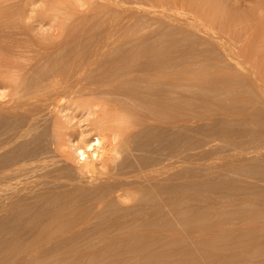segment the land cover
<instances>
[{"label": "rangeland", "instance_id": "obj_1", "mask_svg": "<svg viewBox=\"0 0 264 264\" xmlns=\"http://www.w3.org/2000/svg\"><path fill=\"white\" fill-rule=\"evenodd\" d=\"M119 1L130 8H145L154 15L144 12L138 14L143 24L135 30L139 36L142 34L141 39H124L125 42H121L123 39L119 42L110 40L111 45L102 51L98 50L102 43L100 45V40H97L105 32L101 24L104 26L111 20L116 10L102 6L105 0H100L102 3L96 0H0V264H264V0H178L180 3L173 0ZM97 28L99 37L95 35ZM57 43L68 46L62 53L68 51L66 55H74L70 58L79 59L77 62L80 64H85V59L98 63L91 72L79 79L80 86L85 85L89 77L91 80L100 79L102 72L104 77L102 65L118 55L128 53L127 65L122 71L138 72L135 74L137 77L149 69L143 68L145 62V66H150L159 60V64L155 61L158 69L160 65L163 66L162 61L170 56L164 65L177 75L173 78L175 83L166 84L165 88L170 89L168 98L167 90L163 87L165 98L174 102L170 106L173 109L164 114L168 117L170 113V118L173 113L174 121L171 122V118L169 122L167 117H162L164 123L155 124L159 122L151 120L142 125L145 128H138L133 124V116H121L118 113L121 120L118 119L114 114L116 111L111 109L113 114L110 113V105L97 98L100 96L92 95L91 92V95H86V92L57 101L51 107L56 110L48 108L47 113L44 110L39 115L41 118L35 120L37 126L34 123L35 126L30 127L32 132L25 128L28 134L26 131L22 134V137L26 134L23 140L18 136L17 139L11 138L10 134L17 128L20 131L24 121L27 120L24 126L28 124L27 118L13 114L14 111L17 114V110L12 108L16 106L15 103L26 100L22 98L18 101L19 96L27 94L30 97L27 101H35L42 93L49 91V82L39 87L37 84L43 81L40 72L49 69L56 61L42 62L39 64L41 68L38 65L32 68L38 62L35 50L52 48ZM133 46H144L142 48L149 51L141 49L135 53L132 51ZM162 53L167 57H162ZM238 53L243 55L240 60L234 58ZM171 58L175 61L172 62ZM120 65L118 63L113 67ZM71 66L67 68L73 71L75 68ZM67 68L64 70L69 71ZM228 73L234 78L229 79ZM206 77L207 81L204 80ZM225 78L229 83L224 82ZM23 82L31 86L28 92ZM130 85L128 82L123 87L124 92H131L133 85ZM151 85L154 90L160 88L157 84V88ZM32 86H37L38 90L29 89ZM146 86L142 80L138 91L141 87L147 92L151 87ZM30 90L35 97L37 95L35 99ZM106 96L114 98L113 95ZM123 96L115 98L120 97L117 100L131 113L133 108L129 109V104L134 107L133 104L136 106L137 103L138 106L139 102L127 96L126 100L132 101L124 103L126 95ZM145 108H136L137 111L132 113L140 115ZM123 109L120 113L127 112ZM105 122L110 127L113 124L115 127H126L131 123L133 129H139H135L134 135L129 130L132 127H127L125 129L131 131L130 134L126 132L127 136L123 132V136H120V139L124 137L125 140L134 135L131 137L134 143L129 149L120 146L121 157L115 160L118 165L125 163L128 170V166H132L130 168L134 170H130L134 172L142 165L145 168L147 163L149 167L158 164L160 167L163 160L165 164L168 161L172 164V179L166 181V176H162L158 182L155 181L158 183L157 188L162 182L165 187L173 186L170 189L177 195L174 194L170 201L172 209L166 207L170 210L163 215L162 211L167 212L165 207H153L154 210L162 211H159L161 214L155 221L146 219L149 227L145 221H140L142 216H146L144 212H148L140 210L143 213L141 215L136 207H131V195L138 196L145 203L150 202V197L153 200L156 196H162V199L167 196L168 192L165 191V196L164 190L155 191L156 188L148 187L150 182L147 185L144 182L147 187L143 186V181L140 185L139 182L135 183L141 188L137 192H107L105 196L102 195V199L107 195L108 202L98 207L90 200L92 197H85L87 194L92 196L93 191L92 194L91 191L85 194L84 188L82 191L85 195H74L75 185L84 179L78 171L80 163L75 158L74 146L81 142L79 136L93 137L105 126ZM109 122H112L111 125ZM53 127H59V131ZM119 131L122 130L116 133ZM16 132L13 137L17 135ZM38 160H42L41 163ZM102 164H98L101 168L94 173L99 181L107 176H104L107 172ZM134 165L136 168H133ZM40 170L45 172L40 173ZM61 176L65 177V181L58 178ZM87 199L90 201L87 202ZM61 212L62 219L57 220L56 215ZM137 225L155 229L156 232H153L154 235L151 233V237L145 233L130 240L132 228L136 229ZM145 238L149 240L144 241Z\"/></svg>", "mask_w": 264, "mask_h": 264}, {"label": "bare ground", "instance_id": "obj_2", "mask_svg": "<svg viewBox=\"0 0 264 264\" xmlns=\"http://www.w3.org/2000/svg\"><path fill=\"white\" fill-rule=\"evenodd\" d=\"M96 1H98V3L100 2V0H96ZM173 1H178V0H173ZM179 1H181V0H179ZM178 1V3H180ZM260 2V1H259ZM100 3H102V2H100ZM258 3V2H257ZM257 3H256V5H257ZM261 5V4H260ZM102 6H110V7H112L114 10V12H115V15H112V18L111 17H108V18H111V20L109 19V21L104 25V26H102L103 24H101V27H104L103 29H104V33H102L101 35H102V38H101V36H100V39H97V40H100L99 41V44L101 45V43H102V45H101V47H99L100 49H98V50H102L103 51V49L104 48H106L109 44H110V40H112V41H120L121 39H123V40H121V42H123L124 41V39L125 40H128V41H132V40H139V39H141V35L139 36L137 33H136V30L135 29H137V27L140 25V24H143V22H141V21H143V20H141L140 19V21H139V19H138V14H141V13H148V14H152V15H154V13L152 12V11H150V10H147V9H145V8H140V7H136V8H130V7H127V6H125L122 2H120L119 0H105V3H102ZM259 6V5H258ZM262 8V7H261ZM202 10V9H201ZM202 13V12H201ZM113 14V13H112ZM139 18H140V16H139ZM142 18V17H141ZM150 19H152V18H150ZM104 20V19H103ZM100 21H102V20H100ZM148 21V20H147ZM149 22H150V20H149ZM152 23V22H151ZM144 24H145V22H144ZM97 25V24H96ZM99 25V24H98ZM97 25V26H98ZM151 25V24H150ZM141 26V25H140ZM140 26H139V28H140ZM143 26V25H142ZM145 26V25H144ZM152 26V25H151ZM99 27H100V25H99ZM153 27V26H152ZM94 29V28H93ZM96 29V28H95ZM102 29V30H103ZM152 30L154 31V29L152 28ZM97 31H99L98 30V28H97V30H96V34L95 35H98L97 34ZM91 32V31H90ZM88 33V32H87ZM142 33V32H141ZM92 34V33H91ZM91 34H89V35H91ZM94 34V33H93ZM140 34V33H139ZM86 35H88V34H86ZM145 36V35H144ZM143 36V38H145ZM156 36V35H155ZM95 37V36H94ZM98 37H99V35H98ZM95 38H97V37H95ZM185 38V37H184ZM93 39V38H92ZM160 39V38H159ZM163 40V39H162ZM92 41V40H91ZM102 41V42H101ZM128 41H127V43H128ZM142 41V40H141ZM76 42V41H75ZM125 42V41H124ZM139 42V41H138ZM146 43V42H145ZM174 43V42H173ZM172 43V44H173ZM201 43V42H200ZM99 44H97V46L99 45ZM123 44V43H122ZM132 44V43H131ZM130 44V45H131ZM142 44V43H141ZM170 44V43H169ZM111 45V44H110ZM137 45V44H136ZM148 45V44H147ZM123 46H125V45H123ZM122 46V47H123ZM129 46V45H128ZM127 46V47H128ZM69 47H71V46H69ZM121 47V46H120ZM142 47H144V46H142ZM139 48L138 46H133V49H132V51L133 52H135V53H137V52H139L141 49H143V48ZM67 48H68V46H63L61 43H57L54 47H52V48H43V49H37V50H35V55H36V59H37V63L36 64H33L32 65V68L33 67H36V65H38L39 66V64H41L42 62H48V61H50V60H53V62H54V60L56 61V63H53V62H51V63H53V64H51V66H50V68L49 69H46V70H42L41 72H40V77H42L41 78V80H43L40 84H37V86L38 85H43V84H45V83H47V82H49L48 83V89H49V91H47V90H45V94H41L39 97H37V95H36V97H35V95L34 94H32L31 93V90L32 89H34V88H36L37 86H35V87H33V88H29V89H31L30 90V93L32 94V96L34 95V98L33 99H35V101H33V100H29V101H27V99H29L30 97H28L27 96V94L23 97V93L22 92H24V93H26V92H28L27 90H28V87H31L30 85H26L24 82H23V84H25V87H27L26 88V90H25V88H24V86H23V88H24V90L26 91H24L23 89V91L21 92L22 94L19 96V98H18V101H21V99L23 98H25L26 100H23L24 102H19V103H15V105L16 106H14V107H12V108H14V109H16L17 111V114L15 113V111L13 112V114H15L17 117H20V116H23V117H25V118H27L28 119V124H26V126H24V124L27 122V120L26 121H22L24 124L22 125L23 127L21 128V130L20 131H18V128H17V130H14L13 131V133H12V135L14 134L15 135V132H16V136H12L11 134H10V136H11V138H16L17 139V136L19 137V139L22 137V134H24V132L26 131V127L28 128V130L30 129V127L31 126H37V124H36V122H35V120L37 119V118H41L39 115L45 110L46 111V113H47V110L46 109H51V110H53V109H55V108H51L52 106L54 107L55 106V104L57 103V101H61V100H65L66 98H68L69 96L71 97V96H78V95H83V94H85L86 92H87V94L86 95H88V93H89V95H98V96H100V97H97L99 100H102L104 103H107V105L109 106L108 107V111H111L110 113H112V110L111 109H113V111L115 110L116 111V113L118 114H120L121 116L122 115H124V114H126V115H130L129 117H131L132 118V116L134 117V122H133V124H135V126H141V127H144V126H142V125H144L145 124V122L147 121V122H149V121H151V120H155V122L157 121V122H159V123H155V124H160V122L161 123H164L165 122V119H163L164 117L166 118L167 116V114H168V110L170 111V110H172L173 109V107H171L170 108V106H172L173 104L172 103H174V102H170L171 101V99L169 98L168 100L165 98V90H163V87H164V89H166L165 87H167V85L166 84H169V85H171L172 83H175V81L173 82V78L177 75L174 71H171L170 70V68H168V67H166L164 64L166 63V60H168L169 59V57L170 56H168L165 52V54L168 56V58L167 59H165V61H162L164 64H162L163 66L161 67V65L158 67V69L155 67V61L157 62V61H159V60H155L154 61V63H152V59H151V62L150 63H152L150 66L149 65H147V66H145L147 63L145 62L143 65V68H145V67H149V69L146 71V73H145V70L143 71L144 72V74H142V76H136L135 74H137L138 72H126L125 70L124 71H122V69L124 68V67H126L125 65H127L126 63H127V60H128V53H126V54H122V55H118V57H116V58H113V59H111V60H108L107 62H105V60L103 61V62H105L103 65L105 66H103L102 65V68H103V71H104V77L102 76V74H103V72H102V74L100 75L101 76V78L100 79H96V78H94V80H91L90 79V77L89 78H87L89 81L85 84V85H83V86H80V82H79V79L83 76V75H85V74H87L89 71L91 72V70H92V68H93V66L95 65V64H98V63H96V62H94V61H91V62H88L86 59V61L84 60L83 61V63L85 62V64H80L79 62H77V60L79 61V59H77V60H75V59H73V57H72V59L70 58L71 56H74V55H70V57L68 56L70 53H68L67 55H66V52H68V51H65L64 53H62L65 49L67 50ZM72 48V47H71ZM108 48V47H107ZM171 48V47H170ZM196 48V47H195ZM122 49V48H121ZM129 49H131V48H129ZM69 50V52H70V49H68ZM72 50V49H71ZM105 50V49H104ZM108 50V49H107ZM143 50H146V49H143ZM230 50V49H229ZM101 51V52H102ZM121 51V50H120ZM142 51V50H141ZM147 52L149 51V50H146ZM146 51H143V52H146ZM186 51V50H185ZM73 52V51H72ZM78 52V51H77ZM124 52V51H123ZM126 52V51H125ZM124 52V53H125ZM128 52V51H127ZM131 51H129V53H130ZM152 52V51H151ZM156 52V51H155ZM79 53V52H78ZM74 54V53H73ZM90 54V53H89ZM103 54V53H102ZM105 54V53H104ZM118 54V53H117ZM131 54V53H130ZM133 54V53H132ZM163 54V53H162ZM165 54H163V56L162 57H167ZM221 54H222V52H221ZM34 55V56H35ZM88 55V54H87ZM98 55V54H97ZM154 55V54H153ZM165 55V56H164ZM170 55V54H169ZM234 55V54H233ZM236 56H234V58H236L237 57V59H239L240 60V58L242 59V56L243 55H241V53H238V54H235ZM66 56H68L67 58H65ZM85 56V55H84ZM112 56V55H111ZM116 56V55H115ZM152 56V55H151ZM155 56V55H154ZM159 57H161V53H159V55H158ZM182 56V55H181ZM216 56V55H215ZM91 57V56H90ZM100 57V56H99ZM173 57V56H172ZM75 58H77L76 57V55H75ZM108 58V57H107ZM154 58V57H153ZM69 59V60H68ZM82 59V58H81ZM109 59V58H108ZM155 59H157V57L155 58ZM162 59V58H161ZM164 59V58H163ZM171 59H173V58H171ZM177 59V58H176ZM204 59V58H203ZM202 59V60H203ZM218 59V58H217ZM66 60H68L67 62H66ZM130 60V59H129ZM148 60V59H147ZM150 60V59H149ZM148 60V61H149ZM170 60V59H169ZM236 60V59H235ZM239 60H237V61H239ZM97 61V60H96ZM147 61V62H148ZM173 61H175L174 59L172 60V62ZM222 61V60H221ZM236 61V62H237ZM242 61V60H241ZM97 62H100V61H97ZM123 62V63H122ZM130 62V61H129ZM168 62H170L171 63V61H168ZM177 62V61H176ZM244 62V61H243ZM79 63V64H78ZM118 63H121L122 65H120L119 67H121V68H119V67H113V66H115L116 64H118ZM158 64H159V62H157ZM170 63H167V64H170ZM179 63V62H178ZM43 64V63H42ZM45 64V63H44ZM157 64V65H158ZM160 64H161V62H160ZM176 64V63H175ZM174 64V65H175ZM70 65H72L74 68V70L72 71L71 69L72 68H67V66H70ZM191 65V64H190ZM38 66H37V68H38ZM71 66V67H72ZM101 66V65H100ZM140 66V65H139ZM165 66V67H164ZM220 66V65H219ZM240 66V65H239ZM40 67V66H39ZM80 67V68H79ZM128 67H129V65H128ZM155 67V68H154ZM170 67V66H169ZM36 68V70H40V69H37ZM41 68V67H40ZM64 68H67L69 71H67V70H64ZM76 68H78V69H76ZM97 68V67H96ZM101 68V69H102ZM172 68V67H171ZM44 69V68H43ZM99 69V68H98ZM136 69H138V68H136ZM156 69V71H154V70ZM173 69V68H172ZM35 70V69H34ZM35 70V71H36ZM32 71V70H31ZM98 71V70H97ZM179 71V70H178ZM181 71V70H180ZM183 71V70H182ZM39 72V71H38ZM100 72V71H99ZM142 72V73H143ZM196 73V72H195ZM229 73H231V72H229ZM228 73V75H229V77H230V74ZM227 74V73H226ZM232 74V73H231ZM239 74V73H238ZM98 75V74H97ZM96 75V76H97ZM175 75V76H174ZM227 75V76H228ZM235 75V74H234ZM240 75V74H239ZM179 76V75H178ZM184 76V75H183ZM187 76V75H186ZM192 76V75H191ZM245 76V75H244ZM188 77H189V75H188ZM224 77V76H223ZM235 77H236V75H235ZM240 77V76H239ZM189 78H191V77H189ZM197 78V77H196ZM201 78V77H200ZM232 78V76L229 78V79H231ZM234 78V77H233ZM232 78V79H233ZM130 79H132V80H130ZM138 79V80H137ZM202 79V78H201ZM226 79V78H225ZM243 79V78H242ZM37 80V79H36ZM35 80V81H36ZM38 80H40V78L38 79ZM40 80V81H41ZM134 80H136V82H134ZM140 80H141V82H140ZM142 80H143V82L144 83H146V88L148 87V86H150L151 84H153V86L154 87H156V84H157V87L158 86H160V88L159 89H157V90H154L151 86V88L149 89V90H147V92L148 93H150V95L146 92V91H144V90H146V89H144L143 90V88H144V86L143 85H141V86H143V88L141 89V87H140V90L142 91V93H140V90L138 91V89H139V85H140V83H142ZM180 80V79H179ZM200 80V79H199ZM203 80V79H202ZM205 81H207L208 79H207V77H206V79H204ZM146 81H148V82H150V83H148V82H146ZM181 82H182V80H180ZM204 81V82H205ZM224 80H222V82H223ZM228 80L226 79V81H224V82H227ZM130 83L131 85L130 86H132L133 85V87H132V89H130L131 90V92H129L128 90V93H127V91H125L124 92V86L126 87V84L127 83ZM134 82V83H133ZM137 82H140L139 84L137 83ZM183 82H185V81H183ZM203 82V81H202ZM224 82H223V85H224ZM28 83H30V81L28 82ZM186 83H188V82H186ZM210 83H213V81H211ZM228 83H229V81H228ZM34 84V83H33ZM36 84V83H35ZM134 84H137L138 85V88H137V85L136 86H134ZM150 84V85H149ZM158 84H161V85H158ZM177 84V83H176ZM206 84V83H205ZM204 84V85H205ZM207 84H208V82H207ZM206 84V85H207ZM214 84V83H213ZM218 84H221V82L220 83H218ZM257 84V83H256ZM32 85V84H31ZM164 85V86H163ZM166 85V86H165ZM182 85H184V84H182ZM186 85V84H185ZM189 85V84H188ZM45 86V85H44ZM161 86H162V88H161ZM203 86V85H202ZM229 86V85H228ZM39 87V86H38ZM156 87V88H157ZM174 87V86H173ZM224 88L226 87V83H225V86H223ZM245 87V86H244ZM137 90H136V89ZM170 88V87H169ZM41 89V88H40ZM173 89V88H172ZM36 90H38V88H36ZM35 90V91H36ZM167 90V89H166ZM209 90V89H208ZM216 90V89H215ZM214 90V91H215ZM33 91V90H32ZM42 92V91H41ZM90 92H91V94H90ZM168 92L170 93V89L169 90H167V93H166V96H167V98L169 97L167 94H168ZM189 92V91H188ZM209 92V91H208ZM145 93H147V94H145V95H148V97H146L144 94ZM207 93V92H206ZM211 93H213V92H211ZM242 93H244V92H242ZM124 94V96L123 97H125V95H126V97H125V101L124 100H122V98H121V100L120 101H124V103L126 102V101H128L129 100V102H131L132 100H130V99H128V100H126V98H128L127 96H129V97H131V98H135L136 99V101H138L139 102V104H138V106H137V103H136V106H135V104H133L134 105V107L133 106H131V104H129V105H127V106H129V109L131 108H133V110H131V113L134 111H137V110H135L136 108L137 109H139L140 107H141V109L143 108L144 109V106L146 107L145 108V110L144 111H142L143 113L142 114H140V115H134L133 113L131 114L130 113V110H129V112L127 111V109L125 110V107H123L122 106V103L121 102H119L118 100L120 99V97L119 98H115V96L116 97H118V95H123ZM145 96H143V95ZM209 94V93H208ZM106 95H113L114 96V98L111 96V97H107ZM172 95V94H171ZM106 96V97H105ZM26 97H28V98H26ZM95 97V96H94ZM111 98H113V99H111ZM218 98V97H217ZM79 99V98H78ZM215 99H216V97H215ZM229 99V98H228ZM17 101V102H18ZM83 101V100H82ZM173 101V100H172ZM179 101V100H178ZM63 102V101H62ZM134 102V101H133ZM135 103V102H134ZM180 103V102H179ZM141 104H146V105H142L141 106ZM172 104V105H171ZM61 105V104H60ZM123 105H125V104H123ZM149 105H151V106H149ZM181 106V105H180ZM231 107V106H230ZM59 108H61V107H59ZM109 108H110V110H109ZM124 108V109H123ZM170 108V109H169ZM179 108V107H178ZM225 108V107H224ZM237 108V107H236ZM48 109V110H49ZM107 109V108H106ZM120 109H121V111H120ZM122 109H123V111L125 110V111H127V112H124V113H120V112H122ZM223 109V108H222ZM233 109V108H232ZM50 110V111H51ZM56 110V109H55ZM58 110V109H57ZM117 110H118V112H117ZM175 110V109H174ZM179 110V109H178ZM226 110V109H225ZM60 111V110H59ZM141 111V110H140ZM139 111V112H140ZM182 111V110H181ZM227 111V110H226ZM229 111H231V110H229ZM235 111H237V110H235ZM240 111V110H239ZM238 111V112H239ZM52 112V111H51ZM50 112V113H51ZM164 112L165 113H167L166 115L164 114ZM188 112V111H187ZM232 112H234L233 110H232ZM55 113H56V111H55ZM57 113H58V111H57ZM56 113V114H57ZM116 113L114 112V114H115V116L118 118V119H120V115L118 114V115H116ZM229 113V112H228ZM240 113H242V112H240ZM240 113L238 114V115H240ZM2 114V113H1ZM51 114H53V113H51ZM113 114V113H112ZM138 114V113H137ZM172 115H173V113H171ZM183 114V113H182ZM165 115V116H164ZM169 115H170V113H169ZM169 115H168V119H169V122H170V119H171V122H172V120H173V118L175 117H172V115H171V117L169 118ZM233 115V114H232ZM235 115H237V114H235ZM234 115V116H235ZM42 116V115H41ZM45 115H43L42 117H44ZM109 116V115H108ZM115 116H113V117H115ZM177 116V115H176ZM231 116V115H230ZM53 117V116H52ZM107 117V116H106ZM127 117V116H126ZM126 117H124V118H126ZM163 117V118H162ZM108 118V117H107ZM109 118L111 119V117L109 116ZM109 118H108V121H109ZM121 118H123V117H121ZM46 119V118H45ZM114 118H112V120H113ZM176 119H177V117H176ZM40 120V119H39ZM107 120V119H106ZM116 120V119H115ZM121 120V119H120ZM124 120V119H123ZM41 121V120H40ZM39 121V122H40ZM174 121V120H173ZM185 121V120H184ZM113 122V121H112ZM111 122V123H112ZM152 122V121H151ZM34 123H35V125H34ZM40 123H42V122H40ZM106 123L107 122H105V126L104 127H101L100 129H99V131H98V133H96L93 137H87L86 136V138L84 137L85 135H81V133L79 134V135H81V136H79L80 138H78L80 141V143H78V145H76V144H74V145H76V146H74V150H73V152H74V154L76 155V157L75 158H77L78 159V162L80 163V170H78L79 171V174H81L82 173V175H81V178L82 177H84V179H78L79 180V182H78V185H75V187H76V189L74 190L72 187H71V190L73 189V191H74V195H79V194H82V195H85L86 194V192H90L91 191V194H92V191H93V194H92V196L90 195V194H87V196H85V197H92V198H90V200L92 201V202H94L93 204H97V206L96 207H98V206H103V204H104V202H108V198H106L107 197V195H106V197H104V199H102V195L104 194V196H105V194L107 193V192H109V193H111L112 194V192L113 193H119V191H121V190H123L124 192H128V190H133L134 192L136 191L137 192V189H141L140 187H139V185L141 184L140 182L141 181H143L142 182V184H143V186L144 187H150V188H156V190L155 189H152V191H158V190H164V192L166 191V192H168L167 193V196H166V192L164 193L165 194V196L166 197H164L163 199L161 198H157V196L155 197V199H153V200H151L152 198L150 197V202H142L141 201V198H139L138 196H136V195H131L130 197H131V201H132V206L131 207H136V210L137 211H139L140 212V210H142V211H147L148 212V214L146 213V212H144V215H146L144 218H143V216H142V218L140 219V221L142 220L143 222L142 223H144V221L146 222V219L147 220H149L150 221V219H153L154 221H155V218H158L159 216H160V214H161V212L159 213V211L161 210L162 211V209H158V211L156 210H154V208L155 207H157V208H159V207H161L162 208V206H163V209H164V207H165V210L167 209L166 207H170V209H172L171 208V204L172 203H170V201H171V199H173V197H174V194H176V193H173V191L171 190V189H173L172 187V185L171 186H167L166 185V187L165 186H163V182L162 183H160L159 184V187L157 188V184L158 183H155V181L156 182H158V179H161V177L162 176H166L165 177V179H166V181H168V180H171L172 178V175H170L171 174V165L172 164H170L171 162L170 161H168V162H170V163H168L167 162V164H165L166 162L163 160V164L162 163H160V164H162V166H160L159 167V164L156 166V167H149L148 165H149V163H147L146 165L148 166H146L145 168H143L144 167V165H142V168H140V169H138V167H137V171H134V172H131V170H134V169H131L132 168V166H128L129 167V170H130V172H129V170L128 169H126V167L127 166H125V165H127V164H125V163H121V165H118V162H116L117 160H119V159H117V158H119V157H121V154H119V152L120 151H122V150H119V148L121 149V147L123 148H127V149H129V148H132L131 146H133V139L131 138V137H133L134 135H135V132H136V130H139V129H137V127H135V129H133L134 127H133V124L131 125V123H130V125H127L126 127H124L123 125V127L122 126H120V125H116V127L114 126L115 124H113L112 125V127H110L109 125L108 126H106ZM111 123L109 122V124L111 125ZM150 123V122H149ZM39 124V123H38ZM44 124V123H43ZM58 124V123H57ZM154 124V125H155ZM165 124H167V122L165 123ZM165 124H164V126H165ZM103 125V124H102ZM161 125H163V124H161ZM161 125H159V126H161ZM54 126V125H53ZM120 126V127H119ZM147 126H149V125H147ZM150 126H152V124H150ZM149 126V127H150ZM14 127V126H13ZM21 127V126H20ZM105 127H107V128H105ZM109 127V128H108ZM114 127V128H113ZM127 127H128V129L129 128H131V129H129V130H132V134H133V132H134V135L133 136H131V137H129L128 139H126L125 138V140H123L124 139V137H123V139H120V136L122 137L123 136V132H125V134H126V132H127V134H130V132L131 131H126V129H127ZM141 127H138V128H141ZM153 127V126H152ZM155 127V126H154ZM158 127V126H157ZM54 129H56V130H58L59 131V129H57V128H59V127H53ZM99 128V127H98ZM113 128V129H112ZM126 128V129H125ZM145 128V127H144ZM156 128V127H155ZM160 128V127H159ZM158 128V129H159ZM164 128V127H163ZM34 129V128H33ZM31 130V131H30ZM29 131L30 132H32V128L30 129ZM53 130V129H52ZM118 130H122L121 132L119 131L118 133H116V131H118ZM147 130V129H146ZM55 131V130H54ZM18 132H19V135H18ZM27 132V131H26ZM30 132H29V135H30ZM138 132V131H137ZM147 132V131H146ZM27 134H28V132H27ZM120 134V135H119ZM126 134V135H127ZM40 135V134H39ZM57 135H58V132H57ZM119 135V136H118ZM54 136V135H53ZM56 136V135H55ZM54 136V137H55ZM89 136V135H88ZM128 136V135H127ZM26 137V134H25V136L24 137H22V140H23V138H25ZM118 137H119V139L121 140H119L118 139ZM57 138V137H56ZM59 138H60V136H59ZM62 138V137H61ZM77 139V140H78ZM4 140V139H3ZM6 140V139H5ZM21 140V139H20ZM19 140V141H20ZM53 140V139H52ZM58 140V139H57ZM123 140V141H122ZM6 141H8V137H7V140ZM5 141V142H6ZM135 141V140H134ZM10 142V141H9ZM13 142V141H12ZM16 142V141H15ZM11 143V142H10ZM14 143V142H13ZM59 143V142H58ZM82 143V144H81ZM9 144V143H8ZM138 144H139V142H138ZM3 145V144H2ZM62 146H63V144H61ZM65 145V144H64ZM148 145V144H147ZM21 146V145H20ZM121 146V147H120ZM66 147H67V145H66ZM71 147V146H70ZM21 148V147H20ZM69 148V147H68ZM140 148V147H139ZM65 149V148H64ZM63 149V150H64ZM143 149V148H142ZM124 150H126V149H124ZM134 150V149H133ZM3 152V151H2ZM126 152V151H125ZM21 153V152H20ZM60 153V152H59ZM70 153V152H69ZM121 153V152H120ZM119 154V155H118ZM41 155H43V154H41ZM10 156V155H9ZM40 156V155H39ZM45 156V155H44ZM119 156V157H118ZM72 157H73V155H72ZM143 157V156H142ZM42 158V157H41ZM70 158V157H69ZM24 159V158H23ZM43 159V158H42ZM117 159V160H116ZM123 159V158H122ZM19 160V159H18ZM116 160V161H115ZM156 160V159H155ZM169 160H171V159H169ZM34 161V160H33ZM40 163H41V161L40 160H38ZM68 161V160H67ZM113 162L112 164H111V162ZM115 161V162H114ZM160 161V160H159ZM22 162V161H21ZM20 162V163H21ZM45 162V161H44ZM186 162V161H185ZM38 163V162H37ZM43 163V162H42ZM99 163H103L102 164V166L104 165V169L106 168V172H107V174H105L104 173V176L105 175H107L104 179L102 178V180H100L99 181V179L98 178H96V176L94 175V173L98 170L99 171V167H100V165H99V167H98V164ZM117 163V164H116ZM36 164V163H35ZM116 164V165H115ZM134 164V163H133ZM143 164V163H142ZM24 165V164H23ZM29 165V164H28ZM32 165V164H31ZM37 165V164H36ZM43 165V164H42ZM122 165H123V167H122ZM129 165V164H128ZM132 165V164H131ZM138 165V164H137ZM22 166V165H21ZM38 166V165H37ZM50 166V165H49ZM135 166V165H134ZM133 166V168H136V166L134 167ZM154 166V165H153ZM40 167V166H39ZM43 167H45V166H43ZM131 167V168H130ZM36 168V167H35ZM101 168V167H100ZM25 169V168H24ZM24 169H22V170H24ZM30 169V168H29ZM45 169V168H44ZM79 169V168H78ZM20 170H21V168H20ZM19 170V171H20ZM77 170V169H76ZM127 170V171H126ZM41 171V170H40ZM57 171H59V170H57ZM101 171V170H100ZM45 172V171H44ZM44 172H40V173H44ZM47 172V171H46ZM77 172V171H76ZM170 172V173H169ZM184 172V171H183ZM24 173V172H23ZM53 173V172H52ZM33 174V173H32ZM46 174V173H45ZM45 174H41V175H45ZM48 174H50V173H48ZM61 174V173H60ZM79 174H77V175H79ZM102 174V173H101ZM47 175V174H46ZM168 175V176H167ZM34 176H36V175H34ZM38 176H39V174H38ZM54 176V175H53ZM69 176V175H68ZM43 177V176H42ZM75 177V176H74ZM102 177V176H101ZM58 178H63L62 176L61 177H58ZM57 178V179H58ZM65 178V177H64ZM63 178V179H64ZM78 178V177H77ZM76 178V179H77ZM80 178V177H79ZM46 180V179H45ZM61 180V179H60ZM68 180V179H67ZM38 181V180H37ZM64 181H65V179H64ZM69 181V180H68ZM154 181V182H153ZM73 182V181H72ZM75 182V181H74ZM138 182H139V185L138 186H136V184L135 183H137L138 184ZM144 182H145V184L146 183H148V182H150V183H148V185L147 186H145L144 185ZM161 182V181H160ZM182 182H186V181H182ZM61 183V182H60ZM62 184V183H61ZM76 184V183H75ZM166 184H169V183H166ZM181 185H183V183L181 184ZM62 187L63 186H65L66 187V185H61ZM142 186V187H143ZM183 187V186H182ZM185 187V186H184ZM27 188V187H26ZM84 188H86V191L84 192L85 194H83V191H82V189H84ZM171 188V189H170ZM166 189V190H165ZM175 189V188H174ZM85 190V189H84ZM88 190V191H87ZM148 190V189H147ZM168 190V191H167ZM169 190H171V191H169ZM51 191V190H50ZM72 191V192H73ZM149 191V190H148ZM151 191V190H150ZM64 192V191H63ZM96 192V193H95ZM161 192V191H160ZM177 192V191H176ZM95 193V194H94ZM158 194H160L159 192H157ZM178 193V192H177ZM52 194V193H51ZM69 194H71V193H69ZM125 194V193H124ZM129 194V193H128ZM131 194V193H130ZM133 194V193H132ZM173 194V195H172ZM179 194V193H178ZM89 195V196H88ZM157 195V194H156ZM177 195V194H176ZM175 195V196H176ZM181 195V194H180ZM42 196V195H41ZM80 196V195H79ZM95 196V197H94ZM120 196V195H119ZM123 196V195H122ZM125 196V195H124ZM82 198H84L85 199V197L84 196H81ZM128 197H129V195H128ZM129 197V198H130ZM182 197V196H181ZM145 198V197H144ZM143 198V199H144ZM183 198V197H182ZM184 198H186V197H184ZM83 199V200H84ZM145 199H148V198H145ZM160 199V201H158ZM89 199H87V202L88 201H90ZM113 200V199H112ZM140 201H141V203H140ZM84 202H86L85 200H84ZM73 203V202H72ZM87 204V203H86ZM106 204V203H105ZM113 204V203H112ZM179 204V203H178ZM157 205H159V206H157ZM162 205V206H161ZM51 206V205H50ZM64 206V205H63ZM94 206V205H93ZM138 207V208H137ZM154 207V208H153ZM178 207V206H177ZM65 208V207H64ZM83 208V207H82ZM91 208V207H90ZM153 208V209H152ZM57 209V208H56ZM112 209V208H111ZM119 209V208H118ZM130 209V208H129ZM169 209V208H168ZM168 209H167V212H165V211H162L163 213V215H164V213L165 214H167L169 211H168ZM169 209V210H170ZM63 210V209H62ZM131 210V209H130ZM54 212H56V211H54ZM132 212V211H131ZM53 213V212H52ZM59 213V212H58ZM95 213V212H94ZM141 213V212H140ZM63 213L61 212V214H58V215H56V219L58 220L59 218H61ZM133 214V213H132ZM143 213H141V215H142ZM170 214V213H169ZM168 214V215H169ZM52 215H55V214H52ZM167 215V216H168ZM61 216V217H60ZM162 216V215H161ZM166 216V217H167ZM64 217H66V216H64ZM95 217H97V216H95ZM110 217V216H109ZM123 217V216H122ZM163 217V216H162ZM55 218V217H54ZM115 218V217H114ZM62 219V218H61ZM60 219V220H61ZM120 219V218H119ZM128 219V218H127ZM117 220V219H116ZM121 220V219H120ZM139 220V219H138ZM166 220V219H165ZM134 221H136V220H134ZM152 221V220H151ZM150 221V222H151ZM169 221V220H168ZM95 222V221H94ZM118 222V221H117ZM125 222V221H124ZM132 222H133V219H132ZM132 222L130 221V223L132 224ZM148 222V221H147ZM147 222H146V224H147ZM127 223V222H126ZM138 224V222H134V224ZM139 223H141V222H139ZM166 223V222H165ZM129 224V223H128ZM167 224V223H166ZM166 224H165V226H166ZM119 225H120V223H119ZM126 225V224H125ZM143 225V224H142ZM150 225H152V223L150 224ZM154 225V224H153ZM172 225V224H171ZM124 226V225H123ZM139 225H137V228L136 229H139V230H136L135 228H132L133 230H132V238H130V240L132 239V240H134L135 238H138L139 236H142V235H145V233L147 234V236H149L151 233H153L154 231H155V229L154 230H149V228H143L144 226H145V224L143 225V227H141V226H139ZM147 227H149V225L147 224L146 225ZM161 226V225H160ZM163 226H164V224H163ZM105 227V226H104ZM127 227V226H126ZM132 227V226H131ZM130 227V228H131ZM167 227H169V225H167ZM166 227V228H167ZM83 228V227H82ZM98 228V227H97ZM150 228H154V227H150ZM158 228H160V227H158ZM164 228V227H163ZM165 228V229H166ZM135 229V230H134ZM157 229V228H156ZM168 229H170V228H168ZM85 230V229H84ZM89 230V229H88ZM160 230V229H159ZM128 231H131V229H129ZM135 231V232H134ZM169 231V230H168ZM47 232V231H46ZM108 232V231H107ZM156 232V231H155ZM160 232H161V230H160ZM170 232V231H169ZM169 232H167L168 234H169ZM105 233H106V231H105ZM125 233V232H124ZM74 234V233H73ZM51 235V234H50ZM118 235V234H117ZM120 235V234H119ZM131 235V234H130ZM129 235V236H130ZM139 235V236H138ZM152 235H154V233L152 234ZM138 236V237H137ZM169 236H170V234H169ZM171 236H172V234H171ZM114 237V236H113ZM144 237V236H143ZM150 237H151V235H150ZM149 237V238H150ZM166 237H167V235H166ZM123 238V237H122ZM128 238V237H127ZM162 239V238H161ZM141 240H143V239H141ZM140 240V241H141ZM149 239H147V238H145L144 239V241H148ZM65 241V240H64ZM154 242V241H153ZM160 257V256H159Z\"/></svg>", "mask_w": 264, "mask_h": 264}]
</instances>
